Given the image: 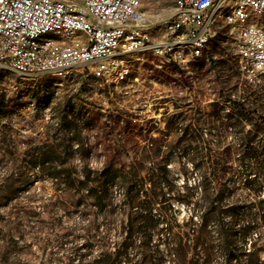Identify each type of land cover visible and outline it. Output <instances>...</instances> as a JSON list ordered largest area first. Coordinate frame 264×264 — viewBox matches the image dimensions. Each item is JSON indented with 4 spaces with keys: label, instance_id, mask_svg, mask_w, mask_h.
<instances>
[{
    "label": "rangeland",
    "instance_id": "1",
    "mask_svg": "<svg viewBox=\"0 0 264 264\" xmlns=\"http://www.w3.org/2000/svg\"><path fill=\"white\" fill-rule=\"evenodd\" d=\"M171 4L140 0L150 16ZM214 28L186 69L147 51L124 54L119 84L99 80L86 65L60 76L0 67V264H105L101 252L122 250L136 202L174 228L190 215L199 225L193 202L201 182L223 191L231 231L246 223L233 213L253 210L264 218V72L249 80L229 27L221 19ZM86 174L109 178L106 195L81 182ZM188 192L189 201L178 199ZM157 228L144 236L132 231L128 256L118 264H142L145 249L154 263L172 264L170 242ZM207 229L215 251V224ZM250 231L244 240L234 237L231 249L241 261L248 252L264 260L260 229Z\"/></svg>",
    "mask_w": 264,
    "mask_h": 264
},
{
    "label": "built area",
    "instance_id": "2",
    "mask_svg": "<svg viewBox=\"0 0 264 264\" xmlns=\"http://www.w3.org/2000/svg\"><path fill=\"white\" fill-rule=\"evenodd\" d=\"M240 1V9L231 20H243L246 11H257L264 16V0H179L172 3V13L160 17H148L140 6V13L126 12V5H138V0H0V30H9L13 38L12 46H2L0 42V63L20 64L22 69L50 70V68L71 69L76 65H86L91 72H99V80L119 84L116 77L118 62H124L127 48L143 46L163 47L171 59L188 68L186 52L179 58L170 56L172 44H182L193 39V51L199 52L205 37L215 31V23L221 21L214 16L206 21L208 7L223 6V3ZM243 1H250V8H243ZM64 9H83L82 17L64 16ZM165 21L164 32H154L150 22ZM54 22H64L67 27L86 26L89 29L87 43H80L74 37L64 42L28 44L30 32L38 27H51ZM119 27H129L146 35L145 44H135L126 40V47H119L117 41H109V33ZM90 41L105 44V51L90 48ZM231 45L238 56L239 68L252 79L259 70H264V35L255 27L238 29L231 34ZM112 50H123L122 58L112 57Z\"/></svg>",
    "mask_w": 264,
    "mask_h": 264
},
{
    "label": "trees",
    "instance_id": "3",
    "mask_svg": "<svg viewBox=\"0 0 264 264\" xmlns=\"http://www.w3.org/2000/svg\"><path fill=\"white\" fill-rule=\"evenodd\" d=\"M175 65V64H174ZM234 107L240 108L241 103L238 101H234ZM5 135L2 136L1 139H4ZM87 171H90L88 167ZM84 180L81 182L87 186L89 184L90 188L98 189L106 195L107 190L109 188V178L105 177L102 181L99 180V177H90L88 174L82 176ZM201 195L198 200L193 202V208L196 210H200V224L196 225L193 220V216L190 215L188 218L183 220V224L180 225V228H174L171 224H169L168 220L165 216H162V219L152 211V208L149 204L147 206H138V202L136 201V195H133V198H130V203H135L136 209L139 208V213L135 214L133 218L128 222V230L126 231L124 242L122 243L121 251H108L104 250L101 252L103 255L102 263L108 264L109 261L112 264H118L128 256V247L131 238L132 231L136 230L144 236L146 234V229L153 230V228H157L159 237H164L168 240V254L171 256L172 264H264V260L261 259H251L249 258L251 253H247L248 258L241 261L239 256L241 253H235L232 251L230 242L234 237H239V239H245L248 234H250V229L255 226H258L260 229L258 234V240H264V218H261L255 211L250 210L247 215H239L238 213L232 214L231 218L234 219L235 222H239L245 219L246 223H243L238 231H231L228 223L224 221V213L222 206L224 196L222 190H218L212 192L209 190V187L206 186L203 182H201ZM94 192V191H93ZM95 192H97L95 190ZM213 193V194H212ZM104 195L102 197H104ZM192 192H188L185 198H178L183 202L189 201ZM100 198V196H98ZM138 206V207H137ZM165 222L164 224L159 225V223ZM133 225H132V224ZM213 223L216 227V232L218 235V244L217 248L214 251L208 246L207 238H208V229L207 225ZM145 230V231H144ZM233 232V233H232ZM150 233V232H149ZM147 233L146 235H148ZM128 239V240H127ZM190 240L192 242L191 245L186 243V240ZM203 242L205 245L202 247L201 253L202 260H200L197 247L202 245ZM145 245H141V248H145ZM254 246V242L252 243V247ZM188 249L191 250V255H188ZM147 250V249H145ZM144 250V251H145ZM144 251H139L140 253V261L142 260V264H158L154 263L155 257H151V255L144 256ZM215 252L220 256V260H215ZM234 261V263H233Z\"/></svg>",
    "mask_w": 264,
    "mask_h": 264
},
{
    "label": "bare ground",
    "instance_id": "4",
    "mask_svg": "<svg viewBox=\"0 0 264 264\" xmlns=\"http://www.w3.org/2000/svg\"><path fill=\"white\" fill-rule=\"evenodd\" d=\"M179 0H172V3H178ZM243 8H250V1H243ZM240 9V1H234L231 3H223V6L208 7L206 10V21H213L214 16L222 17L224 25L229 27L230 34H238V29H243L248 27V24L251 27H255L260 34L264 35V16H259L257 11H246L243 13V20H237L235 23H232V16ZM126 12L128 13H140V0H138V5H126ZM169 13H172V9ZM64 16L70 17H82L83 9H64ZM148 17H159L157 15ZM165 21H152L150 22V29H153L154 32H164ZM214 32L211 35L205 37L204 45L200 46L199 52L193 51V39H186L182 44H172L170 48V56L172 58H179L180 52H186V64L189 67L190 64L197 60L204 48L206 47L209 40L212 38ZM70 37H74L75 40L80 41V43H87V38H89V29L86 26L79 27H67L65 29L64 22H54V26L51 27H38L36 31L30 32L28 37V44H45L51 42H64V40H70ZM133 42L135 44H145L146 35L138 31H133L129 27H119L117 32L109 33V41H117L119 47H126V40ZM0 42L2 46H12L13 38L9 30H0ZM91 49H98V51H105V44H98L97 41H90ZM136 51H147L150 52L153 56L174 63L180 69L182 65L179 61L171 59L169 54H167L163 47L153 46H143L135 50V48H127L126 53L136 52ZM123 55V50H112V57H121ZM0 67L11 69L17 71L21 74L38 76L41 74H50L52 76H60L65 74L69 69H58L50 68V70H40L37 74L36 69H22L20 64L15 63H0ZM264 72V70H261Z\"/></svg>",
    "mask_w": 264,
    "mask_h": 264
},
{
    "label": "crops",
    "instance_id": "5",
    "mask_svg": "<svg viewBox=\"0 0 264 264\" xmlns=\"http://www.w3.org/2000/svg\"><path fill=\"white\" fill-rule=\"evenodd\" d=\"M170 11H171V10H170ZM170 11H169V12H170ZM169 12H167V13H169ZM156 15L160 17V14H156Z\"/></svg>",
    "mask_w": 264,
    "mask_h": 264
}]
</instances>
